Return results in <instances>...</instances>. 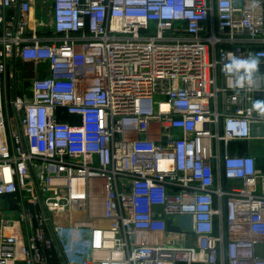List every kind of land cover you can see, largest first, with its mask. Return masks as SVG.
Instances as JSON below:
<instances>
[{"label": "built area", "instance_id": "2783aa9c", "mask_svg": "<svg viewBox=\"0 0 264 264\" xmlns=\"http://www.w3.org/2000/svg\"><path fill=\"white\" fill-rule=\"evenodd\" d=\"M255 143L264 0H0V264H264Z\"/></svg>", "mask_w": 264, "mask_h": 264}, {"label": "rangeland", "instance_id": "374dc122", "mask_svg": "<svg viewBox=\"0 0 264 264\" xmlns=\"http://www.w3.org/2000/svg\"><path fill=\"white\" fill-rule=\"evenodd\" d=\"M49 3V0H46V4ZM28 65H26L27 67ZM29 69V68H27ZM13 96V95H12ZM11 96V91L10 90H7L5 92V99H6V104H5V114L7 117L11 116L12 115V107H11V103L9 101L10 98H12ZM246 147L248 148H251L252 149H256L258 152H260V154L262 155V150H264V144L262 143H255V144H250V145H246ZM263 156V155H262ZM262 163H264V157H262ZM3 215L7 216L8 215V212H5V211H2L1 212Z\"/></svg>", "mask_w": 264, "mask_h": 264}, {"label": "water", "instance_id": "95a60500", "mask_svg": "<svg viewBox=\"0 0 264 264\" xmlns=\"http://www.w3.org/2000/svg\"><path fill=\"white\" fill-rule=\"evenodd\" d=\"M180 221H181V227L184 230H189L190 217L188 215H183L180 217Z\"/></svg>", "mask_w": 264, "mask_h": 264}, {"label": "crops", "instance_id": "0c3cea01", "mask_svg": "<svg viewBox=\"0 0 264 264\" xmlns=\"http://www.w3.org/2000/svg\"><path fill=\"white\" fill-rule=\"evenodd\" d=\"M252 150L257 155L259 163H262V155L260 154V152H258L256 149H252ZM190 241L193 242V240H190Z\"/></svg>", "mask_w": 264, "mask_h": 264}]
</instances>
